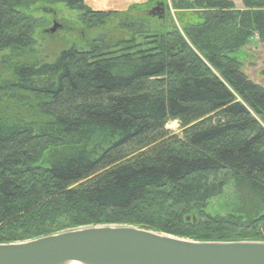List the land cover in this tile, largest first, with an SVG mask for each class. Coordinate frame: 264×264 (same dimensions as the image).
<instances>
[{
    "label": "trees",
    "instance_id": "obj_1",
    "mask_svg": "<svg viewBox=\"0 0 264 264\" xmlns=\"http://www.w3.org/2000/svg\"><path fill=\"white\" fill-rule=\"evenodd\" d=\"M58 2L89 27L137 8L0 0V242L98 224L264 240V86L239 56L264 45V0H173L198 20L132 19L126 38L49 60L32 7ZM229 183L238 205L207 212Z\"/></svg>",
    "mask_w": 264,
    "mask_h": 264
},
{
    "label": "water",
    "instance_id": "obj_2",
    "mask_svg": "<svg viewBox=\"0 0 264 264\" xmlns=\"http://www.w3.org/2000/svg\"><path fill=\"white\" fill-rule=\"evenodd\" d=\"M0 264H264V240H193L98 224L0 242Z\"/></svg>",
    "mask_w": 264,
    "mask_h": 264
},
{
    "label": "rangeland",
    "instance_id": "obj_3",
    "mask_svg": "<svg viewBox=\"0 0 264 264\" xmlns=\"http://www.w3.org/2000/svg\"><path fill=\"white\" fill-rule=\"evenodd\" d=\"M236 7L241 8V0H233ZM157 3H151L148 7L136 8L122 17L113 20H105L103 23L92 24L89 27L85 20H81L80 12L68 8L64 3H46L33 6V14L39 21L36 38L42 44L43 52L51 60L60 50L70 46L87 49L90 42L95 38H101L106 43H113L117 39L126 38V23L129 25L137 18H143L148 26V31L162 30L164 27H180L182 22L197 21L195 11L173 5V0H168L167 4L161 5L165 11L163 19L157 14L151 15L150 10ZM136 27L135 24H133ZM54 28V30H52ZM242 69L253 81L264 86V45L258 37L249 38L248 43L242 48ZM166 128L173 133L180 134L181 130L177 120H169ZM239 203V196L232 183L223 188L222 194L211 200L206 211L213 215H224L236 207Z\"/></svg>",
    "mask_w": 264,
    "mask_h": 264
},
{
    "label": "crops",
    "instance_id": "obj_4",
    "mask_svg": "<svg viewBox=\"0 0 264 264\" xmlns=\"http://www.w3.org/2000/svg\"><path fill=\"white\" fill-rule=\"evenodd\" d=\"M167 1L168 0H84L85 4L92 10L99 11H127L131 7L142 8L147 4L151 5L153 2H160L165 7ZM149 5L145 7H148ZM159 18H164L163 13H161Z\"/></svg>",
    "mask_w": 264,
    "mask_h": 264
},
{
    "label": "flooded vegetation",
    "instance_id": "obj_5",
    "mask_svg": "<svg viewBox=\"0 0 264 264\" xmlns=\"http://www.w3.org/2000/svg\"><path fill=\"white\" fill-rule=\"evenodd\" d=\"M161 5H163L162 3L158 2L157 5L153 6L152 9L150 10V14L154 15L157 14L159 17L161 16Z\"/></svg>",
    "mask_w": 264,
    "mask_h": 264
}]
</instances>
